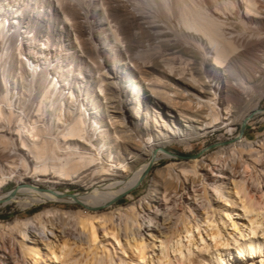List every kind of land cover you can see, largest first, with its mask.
I'll return each mask as SVG.
<instances>
[{
    "label": "bare ground",
    "instance_id": "bare-ground-1",
    "mask_svg": "<svg viewBox=\"0 0 264 264\" xmlns=\"http://www.w3.org/2000/svg\"><path fill=\"white\" fill-rule=\"evenodd\" d=\"M1 14L7 19L8 14ZM260 19L263 27L258 24L249 31V38L261 43L257 65L245 76L232 82L225 73L234 74L232 66L215 61L217 69L208 75L204 62L195 63L198 66L194 69L209 78V84L201 83L198 88L186 83L193 108L181 107L179 115L191 123L190 127L197 124L196 137L209 129L248 124L262 113L256 105L238 117L242 105L264 96L263 92L255 94V84L264 78V17ZM207 30L217 60L235 50L229 41L234 35L224 25L212 24ZM38 50L35 66L49 67L55 48L44 45ZM100 93L104 94L102 89ZM7 105L8 115L0 102V132H4L0 138L12 149L0 151V196L8 177L16 179L18 185L12 193H5L0 205L50 206L27 220L0 223V264H264V142L256 144L237 136L219 143L213 159L202 156L188 164L169 166L164 186L158 185L157 200L150 206H143L144 198L114 210L125 193L142 183L171 141H152L148 135L145 150L125 142V148L117 149H124L130 157L119 155L118 163L114 161L109 167L101 162L99 171L100 163L96 162L101 153L93 148L87 117L80 115L54 134L53 127H47L38 113L27 114L19 127H13L12 107L16 106L10 101ZM179 137L185 135L180 133ZM109 153L112 158L113 151L109 149ZM76 181L90 185L91 192L74 197L56 193L58 186ZM41 186L46 189L38 190ZM63 204H80L92 213L83 207L64 208ZM102 207L112 210L100 212ZM239 217L245 219L242 226Z\"/></svg>",
    "mask_w": 264,
    "mask_h": 264
},
{
    "label": "rangeland",
    "instance_id": "rangeland-1",
    "mask_svg": "<svg viewBox=\"0 0 264 264\" xmlns=\"http://www.w3.org/2000/svg\"><path fill=\"white\" fill-rule=\"evenodd\" d=\"M254 1L257 2L255 6L251 4ZM263 2L0 0L1 105L6 108L7 115L10 114L8 101L16 106L12 107L13 127H19L20 120L27 114L38 113L47 127H53L54 134L62 132L80 115L87 117L93 148L101 153L96 162L100 163L99 171L101 162L109 167L114 161L118 163L119 155L130 157L124 149H117L119 146L125 148V142L145 150L148 135L152 136V141H171L165 149L167 152L158 158L142 183L125 193L114 210L144 198L147 201H141L143 206H150L157 200L154 195L158 185L167 179L169 166L188 164L203 157L213 159L218 151L217 144L229 142L237 136L256 144L264 142V96L242 105L238 111V117L248 114L256 105L262 111L247 124L242 136L241 123L237 122L227 130L222 126L220 130L209 129L205 135L201 133L196 137L194 127L197 124L190 127L191 123L184 122L179 115L181 107L193 108L188 100L190 87L186 83L198 88L201 83L209 84V78L196 72L194 67L198 65L195 63L204 62L208 75L217 69L213 64L215 61L219 65L232 66L234 74L225 70L232 82L255 68L261 43L250 39L249 31L259 25L263 27V19H260L264 17ZM252 11L255 12L252 14ZM4 12L9 18L1 16ZM247 13L253 16L249 18ZM16 19L18 23L14 24ZM211 23L224 25L235 38H229V41H233L232 45L237 48L220 57V61L208 36L207 26ZM44 45L54 47L55 55L53 52V59L48 60V55L44 54L45 61H51L49 67H36L34 55ZM259 80L255 84V94L264 93V78ZM180 133L185 137H179ZM0 141V151L12 149L1 138ZM17 144L21 146L20 141ZM86 147L90 148V145ZM109 149L113 151L112 158ZM169 155H172L171 159L164 160ZM0 179L3 181L1 172ZM2 185L4 193L0 199L5 193H12L18 184L16 179L8 177L7 183ZM41 189L46 187H38ZM91 190L90 185L76 181L58 186L56 193L74 197ZM49 206L36 204L27 207L17 202L1 204L0 223L27 220ZM62 207L78 209L83 206L63 204ZM82 209L88 211L85 207ZM111 210L102 207L99 211ZM238 221L242 226L245 219L239 217Z\"/></svg>",
    "mask_w": 264,
    "mask_h": 264
},
{
    "label": "water",
    "instance_id": "water-1",
    "mask_svg": "<svg viewBox=\"0 0 264 264\" xmlns=\"http://www.w3.org/2000/svg\"><path fill=\"white\" fill-rule=\"evenodd\" d=\"M246 128H247V123L245 122V123H243V125H241V131H240V134H241V135L244 134ZM179 157H180V158H185V157H183V156H179Z\"/></svg>",
    "mask_w": 264,
    "mask_h": 264
}]
</instances>
